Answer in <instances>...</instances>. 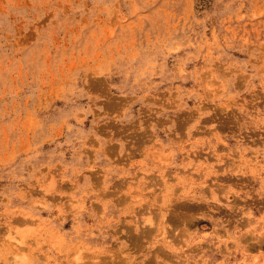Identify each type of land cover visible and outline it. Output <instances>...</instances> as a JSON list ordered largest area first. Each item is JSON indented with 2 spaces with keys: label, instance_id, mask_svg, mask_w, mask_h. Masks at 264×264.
<instances>
[{
  "label": "rangeland",
  "instance_id": "obj_1",
  "mask_svg": "<svg viewBox=\"0 0 264 264\" xmlns=\"http://www.w3.org/2000/svg\"><path fill=\"white\" fill-rule=\"evenodd\" d=\"M0 264H264V0H0Z\"/></svg>",
  "mask_w": 264,
  "mask_h": 264
}]
</instances>
